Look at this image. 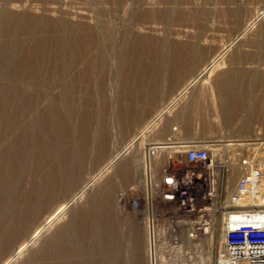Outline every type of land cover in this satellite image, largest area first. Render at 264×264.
Returning a JSON list of instances; mask_svg holds the SVG:
<instances>
[{
  "label": "rangeland",
  "instance_id": "1",
  "mask_svg": "<svg viewBox=\"0 0 264 264\" xmlns=\"http://www.w3.org/2000/svg\"><path fill=\"white\" fill-rule=\"evenodd\" d=\"M1 10L8 19H16L11 40L3 34L6 17L0 21V264L6 259L12 264H214L215 235L189 241L186 234L178 238L168 233L167 222L156 221L158 213L169 208L157 195L164 178L174 171L173 159L184 161L183 148L168 152L170 145L264 139V0H0ZM246 22L251 25L247 30ZM97 25L104 44L94 49L98 76L88 82L76 69L87 66V61L76 62V34L78 29L97 32ZM57 32L64 42L56 44V60L54 54L48 58L44 48ZM11 45L15 59L5 64L1 52L9 46L13 50ZM133 47L143 51L135 53ZM192 48L193 55H187ZM56 65L67 71L63 83L50 77ZM32 71L41 76L42 86L35 85ZM228 86L233 88L226 92ZM76 92L82 109L78 119ZM61 95L69 97H64L65 107L54 104ZM84 102L93 109L84 111ZM13 114L18 115L17 126L11 121ZM135 154L140 158L139 176L130 179L132 183L118 174L115 164ZM155 155L162 162L156 177ZM214 161L222 165L215 171L216 187L223 179L229 194V154ZM135 166H130L131 177ZM125 197L126 217L137 219V239L123 221L127 210L119 202ZM48 218L52 227L44 226ZM221 234L220 230L218 244Z\"/></svg>",
  "mask_w": 264,
  "mask_h": 264
},
{
  "label": "built area",
  "instance_id": "2",
  "mask_svg": "<svg viewBox=\"0 0 264 264\" xmlns=\"http://www.w3.org/2000/svg\"><path fill=\"white\" fill-rule=\"evenodd\" d=\"M176 144L182 145L184 161L177 163L173 159L174 171L159 186L157 197L169 208L158 213L156 221L169 220L166 231L178 238L189 232L196 239L213 233L214 264H264V140L254 137ZM214 147L217 159L228 153L227 162L245 168L229 195L223 179L216 187L207 173L214 164ZM220 230L224 233L222 244L217 243ZM151 231L155 233L156 228ZM151 244L155 249L156 243L152 240ZM209 244L205 243L208 248Z\"/></svg>",
  "mask_w": 264,
  "mask_h": 264
},
{
  "label": "bare ground",
  "instance_id": "3",
  "mask_svg": "<svg viewBox=\"0 0 264 264\" xmlns=\"http://www.w3.org/2000/svg\"><path fill=\"white\" fill-rule=\"evenodd\" d=\"M245 1V0H244ZM126 6V5H125ZM239 6H241V5H239ZM238 6V8H240ZM246 6H248V5H246ZM249 7V6H248ZM247 7V8H248ZM172 8V7H171ZM231 8H232V6H231ZM238 8H234V10L235 9H238ZM243 8V7H242ZM241 8V9H242ZM231 10V9H230ZM230 10H229V13H230ZM243 10V9H242ZM248 10V9H247ZM171 11V10H170ZM232 11V10H231ZM240 12H241V10H239ZM162 12V11H161ZM239 12V14H241ZM246 12V11H245ZM8 13V12H7ZM227 13V12H226ZM247 13H249L248 11H247ZM9 14V13H8ZM152 14V13H151ZM164 14V13H163ZM169 13L167 12L166 13V15H168ZM172 14V13H171ZM250 14V13H249ZM165 15V14H164ZM165 15V16H166ZM234 15H236V12H235V14ZM4 16V17H3ZM49 16V15H48ZM259 16V15H258ZM257 16V17H258ZM262 16H263V14H262ZM3 17V18H2ZM6 16H5V14H4V12L1 10L0 11V21L2 20V19H4ZM172 17V16H171ZM2 18V19H1ZM162 18V17H161ZM259 18V17H258ZM6 19H8L7 17H6ZM6 19H5V23H7V24H5L4 23V27L5 26H7V27H5V30H4V32H3V34H5L4 36L5 37H9L10 38V40H11V36H13V33L15 32V19H16V17H15V15H14V17L12 18V20H10V19H8L7 21H6ZM18 19V18H17ZM40 19V18H39ZM42 19H44L43 17H42ZM55 20V19H54ZM59 20V19H58ZM259 20V19H258ZM18 21H20V19L18 20ZM32 21H33V19H32ZM37 21V20H36ZM35 21V23H37ZM41 21L42 20H40V23H41ZM57 21V20H56ZM60 21V20H59ZM65 21V20H64ZM42 22H45V21H42ZM62 22V21H61ZM67 21H65V23H66ZM20 23V22H19ZM48 23V22H47ZM51 23V22H50ZM53 23V22H52ZM69 23V22H68ZM67 23V24H68ZM44 24V23H43ZM53 24H56V22L55 23H53ZM20 25V24H19ZM31 25V24H30ZM42 25V24H41ZM60 25V24H59ZM74 25V24H73ZM48 26V25H47ZM51 26V25H50ZM56 26V25H55ZM63 26V25H62ZM65 26V25H64ZM67 26V25H66ZM250 22H246L245 24H244V29L245 30H247V29H249L250 28ZM52 27V26H51ZM72 27V26H71ZM76 27V26H75ZM97 27H98V30H97V32H93V31H89L88 33H87V31L85 30H77L78 32H77V34H76V37H78L79 38V43H76V62H77V60H79V64L78 65H80V60L81 61H83V62H85V61H87L86 62V64H87V66L84 68V67H79V68H83L82 70H80L79 68H76L78 71H79V73L81 72V74H83V75H85V76H83V77H85L86 79V81H93L97 76H96V73H97V65L95 64V62H94V57L93 56H95L94 54H95V50L94 49H96V47H97V45H101L102 43L104 44V42H102L103 41V39H104V35L102 34V32H100L101 31V28H99V25H97ZM111 27H113V26H111ZM3 27L1 26V29H2ZM77 28V27H76ZM90 28H91V26H90ZM92 28H94V27H92ZM130 28V27H129ZM242 28V27H241ZM240 28V29H241ZM87 29H89V28H87ZM41 30V29H40ZM51 30V29H50ZM49 30V31H50ZM91 30V29H90ZM94 30H96V29H94ZM113 30H114V28H113ZM1 31H3V29L1 30ZM0 31V32H1ZM55 31H56V29H55ZM84 31V32H83ZM112 31V30H111ZM60 32H57V36H56V38H54V40H53V43L51 44V45H46V47L44 48V50H45V54H47L48 53V55H47V57L48 56H50V55H55L56 56V60H57V58L59 59V50H58V47L56 46V44H58L59 42H64L63 41V38L61 37V35L59 34ZM96 33V34H95ZM243 33V32H242ZM69 34V33H68ZM75 34V33H74ZM73 34V35H74ZM240 35H241V33H239ZM23 35V34H22ZM110 35V34H109ZM143 36H144V34H142ZM142 35H140L141 37H142ZM146 35V34H145ZM239 35V36H240ZM1 36V35H0ZM104 36V37H103ZM147 36V35H146ZM145 36V37H146ZM34 37V36H33ZM74 37V36H73ZM98 37V38H97ZM138 37V36H137ZM144 37V38H145ZM4 38V37H3ZM36 38V37H35ZM109 38V37H108ZM112 38V37H111ZM143 38V37H142ZM77 39V38H76ZM165 39L166 38H164V42H165ZM3 40V39H2ZM18 40V39H17ZM27 40V39H26ZM33 40V39H32ZM47 40V39H46ZM70 40H71V38H70ZM111 40V39H110ZM139 40V39H138ZM137 40V41H138ZM143 40V39H142ZM141 40V41H142ZM147 40V39H146ZM162 40V39H161ZM167 40V39H166ZM0 41H1V39H0ZM37 41V40H36ZM35 41V42H36ZM49 41V40H48ZM51 41V40H50ZM49 41V42H50ZM75 41V40H74ZM99 41H100V43H99ZM105 41V40H104ZM136 41V42H137ZM10 43H11V41H9ZM19 42V41H18ZM40 42V41H39ZM42 42V41H41ZM140 42V41H139ZM149 42V41H148ZM163 42V41H162ZM167 42V41H166ZM21 43V42H20ZM19 43V44H20ZM24 43V42H23ZM51 43V42H50ZM66 43V42H65ZM35 44H37V43H35ZM39 44V43H38ZM64 44V43H63ZM150 44V43H149ZM59 45H60V43H59ZM137 45V44H136ZM12 46V45H11ZM16 46H17V44H16ZM48 46V47H47ZM64 46V45H63ZM65 46H66V44H65ZM101 46H103V45H101ZM100 46V47H101ZM146 46V45H145ZM7 47V46H6ZM13 47V46H12ZM11 47V48H12ZM74 47V46H73ZM138 47H140V46H138ZM141 47H142V45H141ZM14 48V47H13ZM64 48V47H63ZM98 48V47H97ZM134 48V47H133ZM137 48V47H136ZM3 49V48H2ZM19 49V48H18ZM61 49V48H60ZM135 49V48H134ZM133 49V50H134ZM141 49H143V50H145L143 47L141 48ZM193 49V48H192ZM195 49V48H194ZM193 49V51H191V49H190V52H188L187 50H186V52H187V55H193V53L195 52V50ZM14 50H16L15 48L12 50V49H10V46H9V48L7 47V49H5L3 52H1V53H3L2 55H3V57H5V61H7V62H5V64L6 63H10V61L11 60H13V59H15L13 56L14 55H16V54H12V51H14ZM41 50V49H40ZM40 50H38L39 52H40ZM64 50H65V48H64ZM143 50H140V49H135V53L137 52V53H141V52H139V51H143ZM25 51V50H24ZM26 51H27V49H26ZM61 51V50H60ZM146 51H147V49H146ZM64 52V51H63ZM106 52V51H105ZM148 52V51H147ZM150 52H152V51H150ZM31 53V52H30ZM36 53V52H35ZM61 53V52H60ZM144 53H146L145 51H144ZM32 54V53H31ZM41 54V53H40ZM100 54V53H99ZM102 54V53H101ZM134 54V53H133ZM18 55V54H17ZM43 55V54H42ZM68 55V54H67ZM71 55V54H70ZM137 55V54H136ZM141 55V54H140ZM142 55H143V53H142ZM145 55H147V54H145ZM40 56V55H39ZM99 56V55H98ZM29 57H30V54H29ZM29 57H27L26 56V58H29ZM41 57V56H40ZM62 57V56H61ZM60 57V58H61ZM68 57V56H67ZM102 57H103V55H102ZM152 57V56H151ZM2 58V57H1ZM35 58V57H34ZM46 58V57H45ZM49 58V57H48ZM105 58V57H104ZM21 59V58H20ZM32 59V58H31ZM47 59V58H46ZM51 59V58H50ZM62 59V58H61ZM64 59V58H63ZM184 59V58H183ZM18 60V59H17ZM26 60V59H25ZM73 60H75L74 58H73ZM30 61V60H29ZM42 61V60H41ZM51 61V60H50ZM187 61V60H186ZM2 62V61H1ZM4 62V61H3ZM14 62V61H13ZM16 62V61H15ZM25 62V61H24ZM27 62V61H26ZM36 62V61H35ZM44 62V61H43ZM56 62H58V61H56ZM60 62H62V60L60 61ZM63 62H65V61H63ZM72 62V61H71ZM76 62H75V64H76ZM30 63V62H29ZM33 63V62H32ZM46 63H48V62H46ZM45 63V64H46ZM53 63V62H52ZM67 63V62H66ZM66 63H65V65H66ZM137 63V62H136ZM4 64V65H5ZM39 64V63H38ZM38 64H37V66H38ZM51 64V63H50ZM53 64H55V63H53ZM56 64H59V63H56ZM62 64V63H61ZM69 64V63H68ZM67 64V65H68ZM139 64V63H138ZM1 65H3V64H1ZM85 65V64H84ZM136 65V64H135ZM10 66V65H9ZM8 66V67H9ZM44 66V65H43ZM42 66V67H43ZM64 66V65H63ZM77 66V65H76ZM142 66V65H141ZM216 67H217V65H215ZM4 67V66H3ZM6 67V66H5ZM27 67H30V66H27ZM53 67V66H52ZM135 67V66H134ZM144 67V66H143ZM215 67V68H216ZM2 68V67H1ZM0 68V69H1ZM32 68V67H31ZM138 68V67H137ZM137 68H136V70H137ZM142 68V67H141ZM133 69V68H132ZM32 70V69H31ZM34 70V69H33ZM37 70V69H36ZM41 70V69H40ZM50 70V69H49ZM141 70V69H140ZM143 70V69H142ZM135 71V70H134ZM33 72V71H32ZM67 72V71H66ZM65 72V70L64 69H61V68H59L57 65L55 66V68L54 69H52L51 70V73H49L50 74V77L53 79V80H57V81H62V83H63V81L64 80H66V77H67V73ZM34 73V72H33ZM32 73V74H33ZM139 73V72H138ZM16 74V73H15ZM35 74V73H34ZM77 74V73H76ZM81 74L78 76L79 78H80V76H81ZM137 74V73H136ZM36 75V74H35ZM37 76V78L35 79L36 81L34 82L35 83V85L37 84V85H39L40 84V75H36ZM74 76V75H73ZM96 76V77H95ZM82 77V76H81ZM7 78V77H6ZM31 78H33V75H32V77ZM98 79V78H97ZM29 80V79H28ZM68 80V79H67ZM99 80V79H98ZM24 81V80H23ZM33 81V80H32ZM101 81V80H100ZM52 82V81H51ZM77 82V81H76ZM18 83V82H17ZM53 83V82H52ZM78 83V82H77ZM50 84V83H49ZM83 84V83H82ZM91 84V83H90ZM237 84V83H236ZM41 86H42V84H40ZM58 85V84H57ZM62 85V84H61ZM228 85V84H227ZM27 86H29V85H27ZM51 86H52V84H51ZM50 86V87H51ZM90 86V85H89ZM233 86V85H232ZM31 87V86H30ZM29 87V88H30ZM33 87V86H32ZM226 87V86H225ZM225 87H224V89H225ZM234 87H236V86H234ZM93 88V87H92ZM227 88H229V86L227 87ZM233 87H231V88H229V89H227V90H225L226 92H229V90L231 91V89H232ZM66 89V88H65ZM33 90H34V88H33ZM41 90V89H40ZM56 90V89H55ZM66 90H68V89H66ZM235 90V89H234ZM36 91H37V89H36ZM46 91V90H45ZM73 91H75V90H73ZM76 91H77V89H76ZM134 91V90H133ZM145 91V90H144ZM238 91V90H237ZM29 92H30V90H29ZM32 92V91H31ZM30 92V93H31ZM34 92H35V90H34ZM38 92V91H37ZM37 92H35V93H37ZM42 92V91H41ZM41 92L39 91V93L38 94H40L41 95ZM67 92V91H66ZM30 93H28V95H31ZM43 93V92H42ZM68 93H70V92H68ZM261 93V92H260ZM24 94V93H23ZM78 93L76 92V119H78V118H82V116H79L80 114L78 113L79 111H78V109H80L81 108V102H80V100H81V98H80V100L78 99V95H77ZM22 95V94H21ZM46 95V94H45ZM74 95V94H73ZM82 95V94H81ZM228 95V94H227ZM4 96V95H3ZM50 96V95H49ZM58 96H59V94H58ZM84 96V95H83ZM5 97V96H4ZM12 97V96H11ZM29 97V96H28ZM32 97H33V95H32ZM38 97V96H37ZM44 97V96H43ZM42 97V98H43ZM46 97V96H45ZM47 97H48V95H47ZM64 97L66 98V97H68L67 95L66 96H60V97H56L57 98V101H55L56 103H54V104H57L58 106H60V107H65L66 106V103H67V101H66V103H65V99H64ZM33 98H36V96L35 97H33ZM33 98H30L29 100H31L32 101V99ZM40 98V97H39ZM51 98V97H50ZM69 98V97H68ZM73 98V97H72ZM86 98V97H85ZM97 99V98H96ZM103 99V98H102ZM21 100V99H20ZM51 100V99H50ZM53 100V99H52ZM55 100V99H54ZM53 100V101H54ZM89 100V99H88ZM90 100H93V98L91 99L90 98ZM95 100V99H94ZM27 101V100H26ZM34 101H38L37 100V98H36V100H34ZM85 101V100H84ZM24 102V101H23ZM36 102H34V103H36ZM39 102V101H38ZM83 102V101H82ZM7 103V102H6ZM11 103V102H10ZM15 103H16V100H15ZM19 103V102H18ZM31 103H33V102H31ZM89 103V102H88ZM126 103V102H125ZM223 103V102H222ZM258 103V102H257ZM38 104V103H37ZM80 104V105H79ZM83 104V103H82ZM96 104V103H95ZM104 104V103H103ZM19 105H21V104H19ZM19 105H17V106H19ZM23 105H24V103H23ZM25 105H27V104H25ZM34 105V104H33ZM240 105V104H239ZM12 106V105H11ZM32 106V105H31ZM30 106V107H31ZM36 106V105H35ZM42 106V105H41ZM101 106V105H100ZM34 107V106H33ZM38 107H39V105H38ZM59 107V108H60ZM80 107V108H79ZM92 108V104L90 105V104H87V103H85L84 102V104H83V110L84 111H88V110H90L91 108ZM95 107V106H94ZM228 107V106H227ZM18 108V107H17ZM27 108H28V106H27ZM40 108V107H39ZM38 108V109H39ZM50 108V107H49ZM99 108V107H98ZM245 108V107H244ZM259 108V107H258ZM19 109V108H18ZM30 109V108H29ZM32 109V108H31ZM35 109V108H34ZM33 109V110H34ZM47 109V108H46ZM53 109V108H52ZM62 109V108H61ZM93 109V108H92ZM229 109V108H228ZM25 110H26V107H25ZM24 110V111H25ZM67 110V109H66ZM80 110H82V109H80ZM21 111V110H20ZM23 111V110H22ZM37 111V110H36ZM57 111V110H56ZM100 111V110H99ZM98 111V112H99ZM247 111V110H246ZM19 112V111H18ZM25 112H27V111H25ZM28 112H30V111H28ZM33 112V111H32ZM14 113V112H13ZM31 113V112H30ZM61 113V112H60ZM85 113V112H84ZM93 113V112H92ZM91 113V114H92ZM244 113V112H243ZM259 113V112H258ZM12 114V113H11ZM44 114V113H43ZM57 113H55V115H56ZM62 114V113H61ZM81 114H82V112H81ZM3 115V114H2ZM20 115H21V113H20ZM22 115H24V114H22ZM29 115H31V114H29ZM34 115V114H33ZM37 115V114H36ZM54 115V114H53ZM59 115V114H58ZM83 115V114H82ZM243 115V114H242ZM241 115V116H242ZM35 116V115H34ZM50 116H51V114H50ZM65 116H66V114H65ZM240 116V117H241ZM17 117H18V115L16 116V114H15V116H14V114H13V116H12V122L14 123H11V124H13V125H15V126H17L16 124H15V122L17 121ZM27 117H28V115H27ZM30 117V116H29ZM28 117V118H29ZM32 117V116H31ZM37 117V116H36ZM1 118H3V117H1ZM10 118V117H9ZM22 118H24L23 116H22ZM22 118H21V120H22ZM43 118V117H42ZM18 119H20V118H18ZM33 119V118H32ZM47 119V118H46ZM53 119V118H52ZM242 119V118H241ZM38 120V119H37ZM42 120V119H41ZM56 120V119H55ZM66 120V119H65ZM64 120V121H65ZM246 120V119H245ZM6 121V120H5ZM47 121V120H46ZM80 121V120H79ZM99 121V120H98ZM7 122V121H6ZM26 122V121H25ZM30 122V121H29ZM51 122V121H50ZM244 122V121H243ZM2 123V122H1ZM78 123V122H77ZM27 124H29V123H27ZM83 124V123H82ZM104 124V123H103ZM12 125V126H13ZM19 125V124H18ZM59 125V124H58ZM15 126H13V127H15ZM42 126V125H41ZM86 126V125H85ZM59 127V126H58ZM58 127H57V129H58ZM77 127V126H76ZM83 127V126H82ZM1 128V127H0ZM6 128V127H5ZM7 128H10V126L9 127H7ZM17 128H19V127H17ZM34 128V127H33ZM42 128V127H41ZM24 129V128H23ZM81 129V128H80ZM1 130V129H0ZM3 130V129H2ZM13 130V129H12ZM34 130V129H33ZM36 130V129H35ZM45 130H46V128H45ZM48 130V129H47ZM74 130V129H73ZM88 130V129H87ZM9 131V130H8ZM18 131V130H17ZM25 131V130H24ZM43 131V130H42ZM96 131V130H95ZM214 131V130H213ZM20 132V131H19ZM28 132V131H27ZM35 132V131H34ZM44 132V131H43ZM86 132V131H85ZM171 132V131H170ZM18 133V132H17ZM46 133V132H45ZM60 133V132H59ZM98 133V132H97ZM100 133V132H99ZM2 134V133H1ZM4 134V133H3ZM2 134V135H3ZM38 134H40V132L38 133ZM48 134V133H47ZM29 135V134H28ZM27 135V136H28ZM45 136H46V134H44ZM86 135V134H85ZM89 135V134H88ZM95 135H96V133H95ZM21 136V135H20ZM61 136V135H60ZM74 136V135H73ZM24 137V136H23ZM36 137H38V136H36ZM87 137V136H86ZM192 137V136H191ZM3 138V137H2ZM32 138V137H31ZM39 138V137H38ZM42 138V137H41ZM47 138V137H46ZM72 139H73V137H71ZM101 138V137H100ZM264 138V137H263ZM59 139V138H58ZM91 139V138H90ZM247 139H250V138H247ZM262 139V138H261ZM4 140V139H3ZM2 140V141H3ZM28 140H30V139H28ZM35 140V139H34ZM208 140V139H207ZM206 140V141H207ZM215 141L216 140H218V139H214ZM213 140V141H214ZM242 140H245V139H242ZM264 140V139H263ZM17 141V140H16ZM32 141V140H31ZM212 141V140H211ZM211 141H209V142H211ZM5 142V141H4ZM7 142V141H6ZM20 142V141H19ZM186 142V141H185ZM17 143V142H16ZM8 144V143H7ZM15 144V143H14ZM37 144V143H36ZM76 144V143H75ZM219 144H223L222 142L221 143H219ZM27 145V144H26ZM162 144H160L159 145V147H163V145L161 146ZM166 145H167V143H166ZM214 145H217V144H214ZM158 146V144L156 143V146L155 147H157ZM169 145H167V147H168ZM223 146H225L224 144H223ZM29 147V146H28ZM32 147V146H31ZM38 147V146H37ZM41 147V146H40ZM154 147V148H155ZM170 147L171 148H169V150H168V152L169 151H172V150H174L173 148H182V145L181 146H179V145H170ZM164 148V147H163ZM32 149V148H31ZM36 149V148H35ZM39 149V148H38ZM43 149V148H42ZM183 150V149H182ZM182 150H180V151H182ZM25 152V151H24ZM34 152V151H33ZM67 152V151H66ZM89 152V151H88ZM92 152H94V151H92ZM20 153V152H19ZM35 153V152H34ZM71 153V152H70ZM73 153V152H72ZM164 153V152H163ZM7 154H9V153H6V155ZM11 154V153H10ZM26 154V153H25ZM57 154V153H56ZM86 155V154H85ZM91 155V154H90ZM20 157V156H19ZM69 157V156H68ZM75 157V156H74ZM89 157V156H88ZM159 157H160V155H155L154 156V161H155V168H154V175H155V177H156V175H160V172H162L161 171V165L159 164V163H161L162 164V162H159ZM217 157V148H215L214 147V152H213V158L215 159ZM9 159V158H8ZM121 159V158H120ZM153 159V158H152ZM4 160H6L5 158H4ZM11 161V160H10ZM28 161V160H27ZM139 162H140V158L138 157V154H135V155H133L132 157H130V158H123V159H121V160H118V163L117 164H115V165H117L118 166V174L120 175V176H122V177H124V178H126L127 180H134V181H136V179H138V176H139V173H138V166H137V163L139 164ZM159 162V163H158ZM215 162V161H214ZM1 163V162H0ZM4 163V162H3ZM216 163V162H215ZM28 164V163H27ZM151 164V163H150ZM16 165V164H15ZM133 166V165H136L135 166V174H134V172H133V178L131 177V167L130 166ZM34 166V165H33ZM143 166V165H142ZM222 165H215V164H213V166L212 167H210V169H207V173L209 174V177H210V179H211V176H212V181H213V183L215 184V177H216V175H219L218 173L219 172H215V171H219V169H220V167H221ZM227 166H228V169H229V172H228V187L226 188V189H228V191L229 192H227V193H231L232 192V189H233V187H234V185H235V183L237 182V180L242 176V174L245 172V168L242 166V165H235V164H233V165H229V164H227ZM13 167H15V166H13ZM69 167V166H68ZM67 167V168H68ZM137 167V168H136ZM7 169V168H6ZM11 169H13V168H11ZM16 169H18L17 167H16ZM15 169V170H16ZM24 169V168H23ZM22 169V170H23ZM30 169V168H29ZM32 169V168H31ZM19 170V169H18ZM147 170V169H146ZM173 170H174V168H173ZM69 171V170H68ZM14 172V171H13ZM148 172V171H147ZM147 172H145V175L148 177V174H150V173H148V174H146ZM7 173V172H6ZM70 173V172H69ZM117 173V172H116ZM216 173V174H215ZM10 174H11V171H10ZM62 174V173H61ZM16 175V174H15ZM55 175V174H54ZM53 175V176H54ZM52 176V177H53ZM144 176V175H143ZM15 177V176H14ZM28 177V176H27ZM150 177V176H149ZM219 177V176H218ZM8 178V177H7ZM60 178V177H59ZM143 178V177H142ZM2 179V178H1ZM13 179V178H12ZM12 179H10V180H12ZM25 179V178H24ZM71 179V178H70ZM146 179V178H145ZM160 179V178H159ZM3 180V179H2ZM55 180V179H54ZM73 180V179H72ZM130 180V181H131ZM45 181V180H44ZM65 181H67V180H65ZM130 181H128V183L130 184ZM131 181V182H132ZM142 181V180H141ZM140 181V182H141ZM148 181V180H147ZM118 182H120V181H118ZM145 182H146V180H145ZM158 182V181H157ZM56 183V182H55ZM61 183V182H60ZM64 183V182H63ZM70 183V182H69ZM72 183V182H71ZM127 183V182H126ZM133 183V182H132ZM149 183V181L147 182V185H149L148 184ZM123 184H124V182H123ZM9 185V184H8ZM59 185V184H58ZM57 185V186H58ZM70 185V184H69ZM125 185V184H124ZM216 185V184H215ZM55 186V185H54ZM67 186V185H66ZM107 186V185H106ZM136 186V185H135ZM230 186V187H229ZM6 187V186H5ZM74 187H75V185H74ZM77 187V186H76ZM109 187H110V185H109ZM149 187V186H148ZM53 188V187H52ZM59 188V187H58ZM61 188H62V186H61ZM129 188V187H128ZM72 189V188H71ZM77 189V188H76ZM79 189V188H78ZM109 189V188H108ZM60 190H62V189H60ZM66 190V189H65ZM85 190V189H84ZM138 190V189H137ZM33 191V190H32ZM49 191V190H48ZM53 191V190H52ZM73 191H74V189H73ZM73 191H70L71 193L73 192ZM80 191V190H79ZM86 191V190H85ZM18 192V191H17ZM54 192V191H53ZM52 192V193H53ZM142 192V191H141ZM32 193V192H31ZM74 193V192H73ZM72 193V194H73ZM76 193V192H75ZM145 193V192H144ZM54 194V193H53ZM68 194H70V193H68ZM228 194V195H229ZM56 195V194H55ZM58 195V194H57ZM125 195V194H124ZM61 196V195H60ZM72 196V195H71ZM74 196H76V195H74ZM30 197V196H29ZM94 198V197H93ZM127 197H125L124 199H122L123 201L121 202H119V205H122L123 207H124V209L125 210H127V212L125 211V214H123V216H124V223L126 222V224H125V226L126 227H130V229H133V230H131V231H133V238H138L139 237V234H138V232L139 231H137L138 229V227H136V225H135V222L137 221V219L135 218V217H126L127 216V213H128V207L129 206H127L128 204H127V201H128V199H126ZM130 198V197H129ZM70 199V198H69ZM37 200V199H36ZM39 200V199H38ZM65 202V201H64ZM68 202V201H67ZM17 203V202H16ZM55 203V202H54ZM63 203V202H62ZM73 203V202H72ZM75 203H76V201H75ZM28 204V203H27ZM42 204V203H41ZM69 204H70V202H69ZM77 204V203H76ZM56 205V204H55ZM62 205H64V204H62ZM214 205H215V203H214ZM22 206V205H21ZM31 206H33V205H31ZM40 206V205H39ZM24 207V206H23ZM22 207V208H23ZM41 207V206H40ZM25 208V207H24ZM34 208V207H33ZM2 209V208H1ZM61 209V208H60ZM30 210V209H29ZM161 210H162V208H161ZM26 211V210H25ZM59 211V210H58ZM121 211V210H120ZM57 212V211H56ZM62 212V211H61ZM60 212V213H61ZM65 212V211H64ZM121 212H123V211H121ZM7 213V212H6ZM124 213V212H123ZM57 214V213H56ZM31 215V214H30ZM47 215V213L45 214V216ZM48 215H50V213L48 214ZM60 215V214H59ZM58 215V216H59ZM52 216V215H51ZM61 216V215H60ZM14 217V216H13ZM25 217V216H24ZM53 217V216H52ZM57 218V217H56ZM14 219V218H13ZM46 219H47V217H46ZM51 219V218H50ZM53 219V218H52ZM59 219V218H58ZM140 219V218H139ZM24 220V219H23ZM44 220V219H43ZM48 220H49V218H48ZM56 220V219H55ZM53 221V220H52ZM52 221L51 220H49L46 224L47 225H44V226H47V227H49V226H51L53 223H52ZM149 221V220H148ZM163 221H165V222H167V223H165V224H167V228H169V226H170V221L169 220H163ZM56 222V221H55ZM3 223V222H2ZM28 224V223H27ZM140 224V223H139ZM18 225V224H17ZM21 225V224H20ZM224 225V224H223ZM4 227V226H3ZM52 227V226H51ZM14 228V227H13ZM166 228V229H167ZM25 229V228H24ZM35 229V228H34ZM36 229H38L37 227H36ZM41 229V228H40ZM48 229V228H47ZM140 229V228H139ZM44 231L43 232H46V230H45V228L43 229ZM128 230V229H127ZM35 231V230H34ZM39 231V230H38ZM71 231V230H70ZM224 232V231H223ZM29 233V232H28ZM34 233V232H33ZM38 233V232H37ZM36 233V234H37ZM42 233V232H41ZM151 233V232H150ZM179 233H182V232H179ZM72 234V233H71ZM187 234V239L189 240V241H198L199 240V238L198 239H196L195 238V235H194V233H191V232H189V233H186ZM30 235H31V233H30ZM29 235V236H30ZM222 235V242H223V238H224V233H222L221 234ZM23 236V235H22ZM32 236H34V235H32ZM41 236V235H40ZM204 236L205 235H202V238H204ZM35 237H36V235H35ZM150 237V236H149ZM24 238V237H23ZM42 238V237H41ZM208 238V237H207ZM31 239H32V237H31ZM140 239V238H139ZM150 239H152V237L150 238ZM210 239H212V237L210 238ZM25 241H28V240H25ZM24 241V242H25ZM36 242H38L37 240H35ZM136 241H138V240H136ZM208 241V240H207ZM212 241V240H211ZM22 242V241H21ZM20 242V243H21ZM1 243V242H0ZM31 243V242H30ZM33 243V242H32ZM35 243V242H34ZM28 246V245H27ZM152 247V246H151ZM13 248V247H12ZM14 248H15V246H14ZM30 248V247H29ZM35 249V248H34ZM12 250V249H11ZM15 250V249H14ZM17 250V249H16ZM15 250V251H16ZM29 250V249H28ZM14 251V252H15ZM148 251V250H147ZM13 251H12V253H14ZM17 252V251H16ZM151 252V251H150ZM10 253V252H9ZM8 253V254H9ZM22 254H23V252H22ZM152 254H153V251H152ZM151 254V256H153ZM1 255V254H0ZM11 255V254H10ZM21 255V254H20ZM150 255V254H149ZM15 256V255H14ZM4 257H5V255H4ZM18 257V256H17ZM1 258V257H0ZM12 258V257H11ZM20 258V257H19ZM18 258V259H19ZM152 258V257H151ZM10 259V258H9ZM12 260V259H11ZM10 260V261H11ZM53 260V259H52ZM152 260V259H151ZM1 261V260H0ZM9 260H5V262H4V264H12L11 262H10ZM13 261V260H12ZM16 261V260H15ZM14 261V262H15ZM153 261V260H152ZM162 261V260H161ZM1 262H3V261H1ZM25 262V261H24Z\"/></svg>",
  "mask_w": 264,
  "mask_h": 264
}]
</instances>
